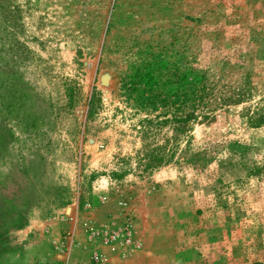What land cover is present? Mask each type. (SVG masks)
I'll return each mask as SVG.
<instances>
[{
  "label": "rangeland",
  "instance_id": "obj_1",
  "mask_svg": "<svg viewBox=\"0 0 264 264\" xmlns=\"http://www.w3.org/2000/svg\"><path fill=\"white\" fill-rule=\"evenodd\" d=\"M0 255L264 264V0H0Z\"/></svg>",
  "mask_w": 264,
  "mask_h": 264
},
{
  "label": "trees",
  "instance_id": "obj_2",
  "mask_svg": "<svg viewBox=\"0 0 264 264\" xmlns=\"http://www.w3.org/2000/svg\"><path fill=\"white\" fill-rule=\"evenodd\" d=\"M88 105H89V111L96 110V102H95L94 96H93L92 100H89ZM255 122H256V124L261 123V122H263V118L261 116H258L256 118ZM232 146H235V145H230L229 148H232ZM232 150H233V153H235V150L233 148H232ZM164 157H165L164 154L160 155L159 158L157 159L158 163L163 162ZM254 164H255V162L253 163V170H254Z\"/></svg>",
  "mask_w": 264,
  "mask_h": 264
},
{
  "label": "built area",
  "instance_id": "obj_3",
  "mask_svg": "<svg viewBox=\"0 0 264 264\" xmlns=\"http://www.w3.org/2000/svg\"><path fill=\"white\" fill-rule=\"evenodd\" d=\"M49 264H64V263H59V262H51Z\"/></svg>",
  "mask_w": 264,
  "mask_h": 264
},
{
  "label": "crops",
  "instance_id": "obj_4",
  "mask_svg": "<svg viewBox=\"0 0 264 264\" xmlns=\"http://www.w3.org/2000/svg\"><path fill=\"white\" fill-rule=\"evenodd\" d=\"M6 255H0V257H2L1 259L3 260V258L5 257ZM12 256V255H10ZM10 259V258H9ZM1 262H4V261H1Z\"/></svg>",
  "mask_w": 264,
  "mask_h": 264
}]
</instances>
